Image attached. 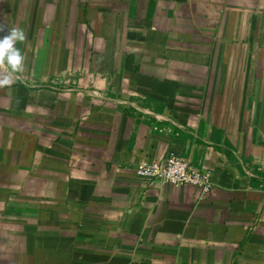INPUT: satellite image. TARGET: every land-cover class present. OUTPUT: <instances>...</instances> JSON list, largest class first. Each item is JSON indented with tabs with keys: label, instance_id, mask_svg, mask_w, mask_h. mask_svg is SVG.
<instances>
[{
	"label": "crops",
	"instance_id": "1",
	"mask_svg": "<svg viewBox=\"0 0 264 264\" xmlns=\"http://www.w3.org/2000/svg\"><path fill=\"white\" fill-rule=\"evenodd\" d=\"M0 264H264V0H0ZM174 152L213 191L138 178Z\"/></svg>",
	"mask_w": 264,
	"mask_h": 264
},
{
	"label": "built area",
	"instance_id": "2",
	"mask_svg": "<svg viewBox=\"0 0 264 264\" xmlns=\"http://www.w3.org/2000/svg\"><path fill=\"white\" fill-rule=\"evenodd\" d=\"M138 178L153 184L191 186L198 190L200 197L209 195L214 188L212 173L189 159L170 152L166 156L141 160L135 167Z\"/></svg>",
	"mask_w": 264,
	"mask_h": 264
},
{
	"label": "clouds",
	"instance_id": "3",
	"mask_svg": "<svg viewBox=\"0 0 264 264\" xmlns=\"http://www.w3.org/2000/svg\"><path fill=\"white\" fill-rule=\"evenodd\" d=\"M25 39L22 30L12 29L8 35L0 38V64H6L13 74L21 70L23 57L14 45L17 41ZM13 80L9 76L0 79V86H10Z\"/></svg>",
	"mask_w": 264,
	"mask_h": 264
}]
</instances>
